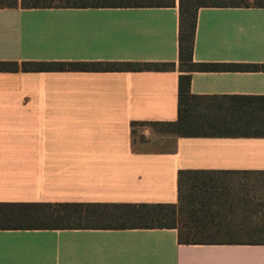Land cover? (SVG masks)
Listing matches in <instances>:
<instances>
[{"label":"crops","instance_id":"1","mask_svg":"<svg viewBox=\"0 0 264 264\" xmlns=\"http://www.w3.org/2000/svg\"><path fill=\"white\" fill-rule=\"evenodd\" d=\"M179 31L178 0L172 8L0 9V62L175 64L0 73V203L176 204L181 171L264 187V137L242 136L230 115L212 114L230 108L200 105L198 115L226 122L205 136L135 141V127L145 137L155 131L133 123L178 120ZM193 59L219 68L191 74L193 95L264 97V9L201 8ZM243 197L223 202L231 213L208 224L216 244H180L174 229L0 230V264H264V245L238 244L264 240V192Z\"/></svg>","mask_w":264,"mask_h":264},{"label":"trees","instance_id":"2","mask_svg":"<svg viewBox=\"0 0 264 264\" xmlns=\"http://www.w3.org/2000/svg\"><path fill=\"white\" fill-rule=\"evenodd\" d=\"M179 95L178 120L171 123H133L177 137L205 136L222 118L198 115L201 106L230 108L216 115H230V122L242 136L264 137V97H200L190 90L193 72H209L218 67L194 63V42L198 11L201 8H263L264 0H178ZM177 0H0V9H86V8H172ZM175 64L119 62H0V73L18 72H145L173 71ZM228 121V119H226ZM226 123V122H225ZM162 128V129H161ZM161 129V130H160ZM216 172L181 171L179 201L176 204H86V203H0V230H130L174 229L180 244L206 245L194 231L205 230L216 209L227 200ZM190 183L193 196L186 201L183 186ZM244 199V198H241ZM221 203V204H219ZM218 204V205H217ZM212 208V209H211ZM214 209V210H213ZM213 210V211H212ZM264 245V240L240 241ZM231 244V243H230Z\"/></svg>","mask_w":264,"mask_h":264},{"label":"rangeland","instance_id":"3","mask_svg":"<svg viewBox=\"0 0 264 264\" xmlns=\"http://www.w3.org/2000/svg\"><path fill=\"white\" fill-rule=\"evenodd\" d=\"M139 129H140V127H135L134 128V139H135L136 142H143L144 140H146L147 138H149V139H156L155 140L156 143H159L161 141L160 140L161 139V136H166L167 135L165 133H159L158 131H155V132H150L151 136H149L150 135L149 134V135H147V137H145L143 133L141 134V133L138 132ZM231 185H237V183L236 184L224 185L222 187V189H219L220 191H222L224 193V198H227V199L234 198V199L243 200L241 198H244L245 199V197H243V196H245V193L246 194L248 193L249 196H251V197H253L255 199H260L262 196L261 197H256V195H262L263 192H264V187H261V186H256L254 188L253 187H250V188L247 189L245 186H242V185H240V186H232V187H231ZM183 195H184L186 201L190 200L193 196H196L195 192H192V189L190 188V183L188 181L183 186ZM219 204H221V203H219ZM223 213H231V212L226 211V208H225L224 211H222L221 208H218L213 213V217H211V220L212 219L213 220H216V219H220V218L222 219L224 217L223 216ZM212 223H208V224H212ZM208 224H207L205 230L199 231V232L194 231V234H195V237L194 238H197V239H200V240H203V241H206V242H212V241L222 242L220 240H212V239H208L207 238L209 235H212L207 230Z\"/></svg>","mask_w":264,"mask_h":264}]
</instances>
